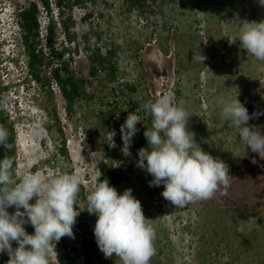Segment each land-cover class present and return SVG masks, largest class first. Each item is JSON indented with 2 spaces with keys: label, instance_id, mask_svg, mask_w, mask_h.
Instances as JSON below:
<instances>
[{
  "label": "rangeland",
  "instance_id": "rangeland-1",
  "mask_svg": "<svg viewBox=\"0 0 264 264\" xmlns=\"http://www.w3.org/2000/svg\"><path fill=\"white\" fill-rule=\"evenodd\" d=\"M32 1L0 0V108L14 129L17 181L27 171H40L46 178L49 172H78L82 184L77 204L83 208L97 178L103 180L111 167L122 174L117 191L131 188L152 220L156 251L150 264H264V160L250 150L243 156L238 130L221 115L223 105L237 95L250 114L264 111V61L238 42L229 46L227 40L238 33L241 21L264 20L258 0H95L74 5L72 35L58 23L51 46L55 53L49 52L42 73L48 78L50 65L65 62L87 80L89 97L72 112L53 82H37L29 71L16 13ZM53 10L58 19L55 4ZM41 22L45 38L48 20L43 9ZM43 43L48 49L45 39ZM95 44L116 51V81L90 78L88 46ZM197 50L207 57L204 65L192 62ZM126 84L136 92L131 94ZM164 93L172 94L190 116L188 128L199 146L229 165L232 179L226 194L220 189L210 199L175 208L162 197L163 185L149 187L151 175L136 166L140 148L135 138L152 125L145 112L131 155L124 154L120 126L127 117L122 111L131 112L129 98L142 107ZM115 109L116 120L105 127L99 113ZM249 123L264 128V115ZM63 142L68 157L61 154ZM142 147H148L146 139ZM96 219L81 212L73 228L75 239L63 237L50 264H121L115 255L106 259L99 250L93 232ZM25 228L34 232L30 224ZM8 259L6 252L0 253V264Z\"/></svg>",
  "mask_w": 264,
  "mask_h": 264
},
{
  "label": "clouds",
  "instance_id": "clouds-1",
  "mask_svg": "<svg viewBox=\"0 0 264 264\" xmlns=\"http://www.w3.org/2000/svg\"><path fill=\"white\" fill-rule=\"evenodd\" d=\"M258 3L264 7V0ZM241 22L238 33L227 37L229 46L238 42L240 48L264 61V20ZM206 59L199 50L193 52L192 62L204 65ZM237 97L223 105L222 118L238 130L243 156L250 150L264 160V128L249 123L264 111L250 114ZM137 111L152 117L151 128L145 126L144 131L148 147L138 150L136 161L138 168L151 175L149 187L163 185L162 197L175 208L210 199L220 189L226 194L232 179L229 165L199 146L196 134L188 128L190 116L170 93L128 113L120 126L125 155H131L137 124L142 123ZM115 134L111 132L112 147ZM7 140L8 132L0 126V146L6 147ZM251 162L257 163L256 158ZM15 175L14 160H0V253H7V264H50L52 254L57 257L56 244L63 237L75 239L73 228L83 211L97 217L93 232L106 259L115 255L121 264H150L156 251L155 232L131 188L119 193L99 176L86 206L80 208L77 197L82 180L78 172H49L46 178L40 171H27L18 181ZM13 207L15 211L10 213L8 209ZM27 224L34 228L33 233L26 231Z\"/></svg>",
  "mask_w": 264,
  "mask_h": 264
},
{
  "label": "trees",
  "instance_id": "trees-1",
  "mask_svg": "<svg viewBox=\"0 0 264 264\" xmlns=\"http://www.w3.org/2000/svg\"><path fill=\"white\" fill-rule=\"evenodd\" d=\"M87 2H93L95 4V0H54V2L52 0H34L30 2L29 5L19 8L16 13L20 32V41L25 52L27 65L31 75L37 82H46L48 86H51V82H53L66 101L69 112L74 111L81 100L89 97L86 88L87 80L85 78L77 77L71 71L69 65L65 62L57 66L54 64L50 65V76L48 78L46 77L44 79L42 77V73L44 68L49 64L47 62L50 55L49 52L51 54L55 53V50L51 46L57 40L59 28L58 23L61 24L67 36L71 37V28L73 25L72 10L74 5L80 6ZM53 4H55L58 9V19L55 18ZM42 9L45 11L48 20L45 38L42 34ZM44 39L46 45L49 46L48 49H46L43 43ZM89 39L90 34L86 37L87 41H89ZM50 48H52V50H50ZM64 54V52L60 53L59 57L62 59ZM88 54L90 60L89 76L91 79L98 80L101 77H105V79H110L109 82L117 80L119 76V68L116 51L106 49L95 44L88 46ZM125 86L127 87L126 90H128L131 94L136 92V88L133 85L126 84ZM114 91L116 90L114 89ZM126 106L131 112L142 108L140 106V102L132 98H129ZM117 111L118 110L115 109L106 112L101 111L99 113L101 120L105 121V127H111L112 122L116 120ZM122 112L126 114V116L128 115L126 111ZM143 113L144 111H137L138 115ZM8 123V115L2 108H0V126L4 127L8 132L6 147L0 146V160L5 157L13 159L15 172L17 166L16 140L14 129L12 125H9ZM135 141L139 142V148H141L145 143L144 134L135 138ZM61 154L68 157L65 142H63ZM102 178L103 180L107 179L114 187L118 186L122 182V174L120 171L111 167L104 171ZM86 258H89V256Z\"/></svg>",
  "mask_w": 264,
  "mask_h": 264
}]
</instances>
